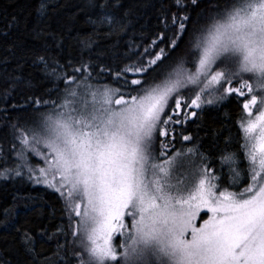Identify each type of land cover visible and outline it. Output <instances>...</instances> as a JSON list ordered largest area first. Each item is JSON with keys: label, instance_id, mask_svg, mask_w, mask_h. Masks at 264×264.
<instances>
[{"label": "snow or ice", "instance_id": "obj_1", "mask_svg": "<svg viewBox=\"0 0 264 264\" xmlns=\"http://www.w3.org/2000/svg\"><path fill=\"white\" fill-rule=\"evenodd\" d=\"M200 2L172 0L162 9L150 47L137 53L135 63L107 69L115 87L93 90L84 83L81 90L77 84L58 107L29 98L34 111L51 104V113L32 128L17 129L23 146L17 156L28 166L26 149L35 151L30 144L47 149L37 152L46 165L39 175L31 166L28 171L64 201L68 231L60 230L64 243L57 238V264H264V95H257L264 93V0L215 5L209 22L198 28L200 16L194 21L191 13ZM89 6L98 12L89 20L92 32L75 38L83 48H91L101 28L108 35L127 30L121 0H90ZM37 11L46 15L49 0H38ZM35 62L45 76L56 75L57 65L71 66V60L60 65L45 55ZM87 67L81 64L61 78L70 87L75 73ZM5 83L16 87L22 81L13 77ZM234 95L244 98L247 113L240 124L247 164L225 148L217 175L208 157L188 148L197 158L191 161L193 179L173 183V162L185 155L175 150L174 126ZM20 167L0 177L7 178L8 171L19 176ZM202 209L211 215L197 226ZM16 231L31 264H47L32 233Z\"/></svg>", "mask_w": 264, "mask_h": 264}, {"label": "trees", "instance_id": "obj_2", "mask_svg": "<svg viewBox=\"0 0 264 264\" xmlns=\"http://www.w3.org/2000/svg\"><path fill=\"white\" fill-rule=\"evenodd\" d=\"M171 2L172 0H121V14L128 12L125 18L127 30L108 35V28H101L95 38L96 42L90 49H85L75 38L92 32L93 26L89 20L96 18L98 9L94 10L89 6L90 0H49V11L43 16L37 11L38 0H0V172L21 165V175L8 171L7 178L0 177V264L32 262L31 255L20 242V233L16 228L27 229L32 233L36 249L42 253L41 260L48 257L47 264H57L60 259L55 255L57 238L60 243H64L60 230L68 231V217L59 193L29 178L28 166L34 169V176L38 175L39 168L44 167L45 161L37 152L46 154L47 149L43 144H30L29 149L35 151L26 149L28 166H24L25 160L17 156V152L23 147L17 138V129L32 128L51 113V104L42 105L40 112L34 111L35 106L29 98L55 101L58 107L77 84H90L93 90L104 86L115 87L113 77L107 69L137 61V53L150 47V41L155 39L161 28V11L169 7ZM229 3L231 0H201L200 7L191 13L194 21L200 16L196 27L206 26L215 5L223 8ZM38 55L56 59L60 65H67L71 60V66L61 69L57 65L56 75L45 76L41 70L42 65L34 63ZM81 64L88 65L87 69L75 73L77 81L69 87L61 77L65 72L71 74L73 68H81ZM13 77H20L22 83L16 87L5 83ZM234 86H239V83L236 82ZM255 87L253 82V88ZM6 88L10 91L7 97ZM245 93L247 96V89ZM257 95L259 97L264 93ZM243 102V97L234 95L206 107L197 117H190L185 125L174 126L175 132L171 135L176 137L175 150L198 148L212 161L217 175L221 153L225 148L229 152H236L240 157L239 163L246 165L242 148L244 134L240 128L241 122L247 117ZM256 113L257 108L254 107V116ZM13 125L17 127L13 128ZM183 135H190L193 139L183 141ZM13 145L16 147L13 148ZM193 157L197 159L195 155ZM224 170H228L227 165ZM206 211L202 209L197 216V226L208 217L209 213L205 215ZM5 221H8L7 226ZM49 236L56 238L47 239ZM68 239L71 240V237ZM122 239L116 237L117 241L121 242ZM63 254L61 251L60 255Z\"/></svg>", "mask_w": 264, "mask_h": 264}, {"label": "rangeland", "instance_id": "obj_3", "mask_svg": "<svg viewBox=\"0 0 264 264\" xmlns=\"http://www.w3.org/2000/svg\"><path fill=\"white\" fill-rule=\"evenodd\" d=\"M80 89L81 90L83 89V85H80ZM74 90H77V87ZM244 122H246V118H245ZM181 146H183V145H181ZM188 148L189 147H186L184 149H176L178 151H182L185 155H184V157H176L174 162H173V167L171 169V180L173 183H176V184L185 183L186 184V183H190L191 180L193 179V175H192L193 165H192L191 161H194L195 158L193 157L194 155L189 156L187 154ZM40 160L42 161V163L44 162L41 157H40ZM45 166L46 165L44 164V167ZM213 170H214V168H213ZM41 184H43V183H41ZM44 186H46V185H44ZM210 215H211V213L208 214V216H210ZM114 243H116L118 245V243H120V240L117 241L115 238Z\"/></svg>", "mask_w": 264, "mask_h": 264}]
</instances>
